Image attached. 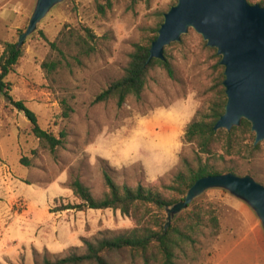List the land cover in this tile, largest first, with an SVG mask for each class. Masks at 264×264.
<instances>
[{
    "label": "rangeland",
    "instance_id": "1",
    "mask_svg": "<svg viewBox=\"0 0 264 264\" xmlns=\"http://www.w3.org/2000/svg\"><path fill=\"white\" fill-rule=\"evenodd\" d=\"M176 1L61 0L24 38L22 55L5 77L9 94L23 100L39 126L61 143L50 150L32 133L24 112L0 93V264H33L34 251L51 259L81 253L83 238L123 232L134 225L119 209L55 210L60 204L80 201L69 187L73 178L99 198L106 190L103 172L119 185L135 186L157 179L169 182L183 168L184 158L195 164L197 148L184 141L183 132L207 100L213 58L206 41L192 27L180 40L166 45L173 76L153 65L140 98L129 97L121 106L112 100L93 102L98 92L122 75L133 44L148 42L160 17ZM35 3L0 0V54L5 42H18ZM80 36L94 49L76 60L72 42ZM52 41L64 50L65 58L50 47ZM60 58L55 70L41 66L42 61ZM244 142L253 144L254 139L246 137ZM258 145L251 154H224L215 163L264 184V140ZM193 200L213 209L219 229L211 235L204 228L198 236V251L182 258L181 264L248 261L246 242L235 245L240 232L248 229L242 221L256 220L264 234L250 205L221 187L208 188ZM238 203L243 208H236ZM113 260L142 264L129 251L117 252Z\"/></svg>",
    "mask_w": 264,
    "mask_h": 264
},
{
    "label": "trees",
    "instance_id": "2",
    "mask_svg": "<svg viewBox=\"0 0 264 264\" xmlns=\"http://www.w3.org/2000/svg\"><path fill=\"white\" fill-rule=\"evenodd\" d=\"M250 3H256L248 0ZM264 6L263 2L259 3ZM162 15V13H161ZM163 21L161 16L153 36L146 43H134L128 55V61L123 67V73L111 81L104 89L98 92L94 103L114 101L121 106L129 97L140 98L147 83L148 70L153 65H159L173 76L171 61L164 46V59L149 58L151 41L156 38L159 25ZM89 37L92 34L85 28ZM71 42H68L70 44ZM174 43V42H173ZM52 49H56L60 56L65 58V52L55 42H49ZM172 44V43H171ZM76 48L73 59L79 60L82 55H88L94 49L82 36L72 42ZM213 58L212 85L207 100L199 107L183 132L185 142L193 143L196 161L191 165L183 159V168L179 169L174 177L165 182L157 179L151 183H137L135 186L117 184L112 177L103 172L106 190L103 195L96 198L90 189L77 177L73 178L69 187L78 203L60 204L55 210L64 209H119L131 217L134 225L123 232L83 238V251H72L65 256L51 259L45 253L34 251L33 264H116L114 254L129 251L133 256H139L142 264H181L180 260L189 259L198 251L197 241L203 229H209L211 235H216L219 229L217 215L209 205L190 202V209L180 211L165 227L167 207L183 199L187 189L199 177L208 174H220L227 171L238 173L233 167L220 166L215 161L222 160L224 154H251L259 145L245 143L244 139H254L250 129V122L242 118L239 125L232 126L230 130L224 128L214 129V124L224 111L225 91L222 84L224 78L223 66L219 64L220 55L216 48L205 46ZM22 49L15 42H5L0 54V93L6 95L9 101L31 122L32 133L50 150L60 143L56 137L38 124L35 113L29 109L23 100H15L9 94L10 83L5 77L18 63ZM62 59L42 61L41 66L46 71L55 70L60 66ZM219 150L222 151L219 153ZM204 156V157H203ZM212 160V161H211ZM24 162V158H21ZM54 210V211H55Z\"/></svg>",
    "mask_w": 264,
    "mask_h": 264
},
{
    "label": "water",
    "instance_id": "3",
    "mask_svg": "<svg viewBox=\"0 0 264 264\" xmlns=\"http://www.w3.org/2000/svg\"><path fill=\"white\" fill-rule=\"evenodd\" d=\"M61 0H36L27 26L19 34L17 47L36 27L46 12ZM192 27L216 48L223 66L222 84L226 102L214 129L230 130L242 118L250 122L253 145L264 140V6L248 0H177L163 13L157 36L151 41L149 58L163 60L164 46L180 40ZM221 187L247 202L264 229V184L251 175L232 171L197 178L183 199L166 208V224L198 194Z\"/></svg>",
    "mask_w": 264,
    "mask_h": 264
},
{
    "label": "crops",
    "instance_id": "4",
    "mask_svg": "<svg viewBox=\"0 0 264 264\" xmlns=\"http://www.w3.org/2000/svg\"><path fill=\"white\" fill-rule=\"evenodd\" d=\"M236 208H243V206L238 203ZM242 223L248 224V229L245 232H240V239L235 245L246 242L250 249V259L244 264H264V234L262 228L256 220L246 219Z\"/></svg>",
    "mask_w": 264,
    "mask_h": 264
}]
</instances>
